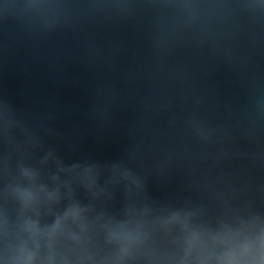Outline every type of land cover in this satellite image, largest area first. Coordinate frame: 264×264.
I'll return each mask as SVG.
<instances>
[{
  "label": "water",
  "instance_id": "obj_1",
  "mask_svg": "<svg viewBox=\"0 0 264 264\" xmlns=\"http://www.w3.org/2000/svg\"><path fill=\"white\" fill-rule=\"evenodd\" d=\"M0 264H264V0H0Z\"/></svg>",
  "mask_w": 264,
  "mask_h": 264
}]
</instances>
